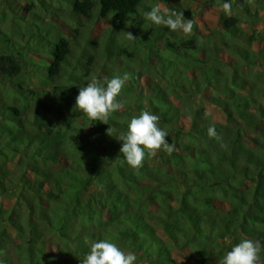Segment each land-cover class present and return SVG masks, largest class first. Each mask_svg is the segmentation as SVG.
<instances>
[{
	"label": "trees",
	"instance_id": "16d2710c",
	"mask_svg": "<svg viewBox=\"0 0 264 264\" xmlns=\"http://www.w3.org/2000/svg\"><path fill=\"white\" fill-rule=\"evenodd\" d=\"M146 1L0 0V138L15 141L19 158L13 171L0 160V224L14 233H0L3 264H81L102 238L134 252L135 264H221L243 239L264 245V0H231L227 16L222 0L197 1L219 7L214 19L172 7L193 19L190 38L151 26L138 11ZM110 17L136 38L115 42L107 31V60L113 67L119 55L114 70L129 79L124 106L91 123L73 111L93 70L80 25ZM136 56L150 73L131 67ZM32 77L44 85L31 87ZM141 110L160 117L174 150L133 170L117 137Z\"/></svg>",
	"mask_w": 264,
	"mask_h": 264
},
{
	"label": "clouds",
	"instance_id": "9594fccd",
	"mask_svg": "<svg viewBox=\"0 0 264 264\" xmlns=\"http://www.w3.org/2000/svg\"><path fill=\"white\" fill-rule=\"evenodd\" d=\"M220 6L226 16L231 14V0H222ZM138 11L151 26H163L189 38L193 35L194 21L185 19L182 11L162 8L159 3L152 4L146 11ZM136 23L135 19L126 21L127 26H134ZM125 36L129 41L136 39L130 32H125ZM128 79V73L102 79L93 76L86 86L79 87L73 111L83 114L91 123L99 121L107 124L112 114L124 106L120 97ZM159 121L158 115L141 110L138 115L130 118L126 130L117 137L122 142L120 157L131 169L141 168L145 159L155 156L158 150L169 154L174 150V145L165 139L169 133L160 127ZM107 131L109 133L110 129ZM207 136L219 139L215 125L207 128ZM262 251L264 245L259 241L243 239L222 256L221 264H264L260 256ZM136 261L134 252L124 251L111 239L102 238L90 243L81 264H135Z\"/></svg>",
	"mask_w": 264,
	"mask_h": 264
},
{
	"label": "rangeland",
	"instance_id": "374dc122",
	"mask_svg": "<svg viewBox=\"0 0 264 264\" xmlns=\"http://www.w3.org/2000/svg\"><path fill=\"white\" fill-rule=\"evenodd\" d=\"M48 1V0H47ZM197 1H201V0H148L146 1V5H152L154 3H159L161 5L162 8H172V7H180L183 5V3L185 2L186 4H188L190 7L195 8L196 11H201L200 13H202L204 16L208 17V19H214V15H216L219 12V7L217 5H203L201 3H199V6H196ZM25 3V0H17V4L21 5ZM145 6V3L141 6V10H143ZM42 13L40 14H45L44 10H41ZM213 21V20H212ZM258 27H262V24H258ZM109 27L112 28L114 30V34H113V39L115 42H119L122 41L123 39L126 40V36H125V32H130L133 35V32L131 30H119L116 25H114L113 21L111 20V17L108 19H104V20H100V19H92L91 21H86L84 22L82 25H80V31L82 34L87 36V41H81L83 43L82 45V49H88L90 52L93 53V60H92V72H91V76L89 77V79L91 80V78L94 76H98V77H102L104 76V69L111 70V74L114 75H122V73L115 71L117 69H119L122 64L124 63V60L122 58L119 57V55H117L116 53L113 56L117 57L118 63L112 67V65L110 64V61L107 60V49L106 46L109 45L110 42V36H108L107 31H109ZM92 45V46H91ZM111 47V46H110ZM84 51V50H83ZM85 53H88V51H84ZM86 55V54H85ZM113 56H111L110 58L113 59ZM85 61V60H83ZM144 61V62H143ZM149 61L147 59L143 60L141 58H139V56H136L135 59L133 60H129V64H131V67H135L138 70H142L144 73H150L149 68H147L146 63H148ZM67 69L71 70L70 65L67 66ZM115 69V70H114ZM89 80V81H90ZM31 87L36 88L37 86L40 87V85H44L43 83L40 82V80L36 79L35 77L31 78ZM58 82H60L59 80H57ZM3 87V86H2ZM4 87L7 88V85L4 84ZM4 89V88H3ZM6 90V89H5ZM4 92V90H2ZM4 94L0 92V96ZM5 96H7L5 94ZM4 97V96H3ZM4 100H10L9 97H5ZM206 109L207 111L212 114V116L214 118H218V117H222V115L220 114L219 111L213 109L212 107H210L209 104L206 105ZM29 114V113H28ZM1 122V121H0ZM13 126V125H12ZM11 126V127H12ZM14 128V127H12ZM246 142H248L249 144L251 143L249 138H245ZM0 160L4 162L5 165L2 164L4 169H8L10 171H13L14 169L17 170L18 168V162H19V158L18 156L12 155V144H15V141L13 140H9L8 139V145L6 146V139H2L0 138ZM22 146V145H21ZM18 151H20L21 153H23L24 151H28V149L26 148H18ZM26 171H23V174ZM19 172H17L18 174ZM3 201V206L2 207H11V206H15L16 207V203L15 200L9 199L7 198V200H4V198L1 199ZM18 208L20 209V213H22L24 207H23V203L19 202L18 204ZM10 232L11 235H14V233L12 232V227L10 225H2L0 224V233H7ZM7 249L12 253L13 252V247L12 244L10 243V241L8 242Z\"/></svg>",
	"mask_w": 264,
	"mask_h": 264
}]
</instances>
